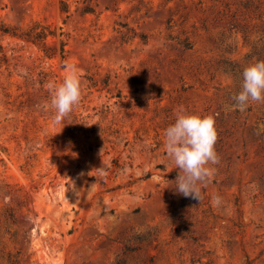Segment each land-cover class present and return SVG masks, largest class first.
Instances as JSON below:
<instances>
[{
	"label": "rangeland",
	"instance_id": "1",
	"mask_svg": "<svg viewBox=\"0 0 264 264\" xmlns=\"http://www.w3.org/2000/svg\"><path fill=\"white\" fill-rule=\"evenodd\" d=\"M67 2L0 0L1 22L56 33L53 57L0 34V264H264V104L231 99L264 60V0ZM67 63L85 87L58 124ZM181 106L216 118L200 202L165 148Z\"/></svg>",
	"mask_w": 264,
	"mask_h": 264
},
{
	"label": "clouds",
	"instance_id": "2",
	"mask_svg": "<svg viewBox=\"0 0 264 264\" xmlns=\"http://www.w3.org/2000/svg\"><path fill=\"white\" fill-rule=\"evenodd\" d=\"M65 68L61 82L47 84L51 108L55 110L54 122L58 124H63L80 103L85 87L84 72L77 65L67 63ZM20 72L24 76L28 74L26 69H20ZM242 75L241 90L231 97L234 101L232 107L241 112L247 110L251 103L264 104V60L249 64ZM164 136L166 153L179 170L175 192L200 202L202 187L212 180L217 171L214 165L220 162L215 148L218 139L215 116L189 112L181 106L174 123L165 129ZM212 200L217 206L221 198L216 195Z\"/></svg>",
	"mask_w": 264,
	"mask_h": 264
},
{
	"label": "trees",
	"instance_id": "3",
	"mask_svg": "<svg viewBox=\"0 0 264 264\" xmlns=\"http://www.w3.org/2000/svg\"><path fill=\"white\" fill-rule=\"evenodd\" d=\"M62 7L64 11L69 10L67 0H62ZM41 26H43V29H39V27ZM1 33L4 34L9 33L33 41L41 45L45 50L46 54L50 57H53L55 54V52H52L51 50L52 47L48 43V37L50 35H56V33L50 28L49 24H44L41 21H35L30 27L21 31L18 29L17 26H13L0 21V34ZM10 217L14 219V214L12 212L10 213ZM0 252H1V248H0ZM9 260L12 264H16V261L12 260L10 255H9Z\"/></svg>",
	"mask_w": 264,
	"mask_h": 264
}]
</instances>
